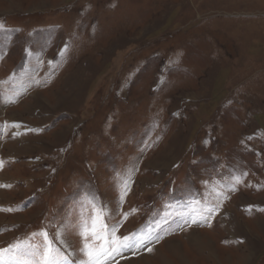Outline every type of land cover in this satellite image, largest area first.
Masks as SVG:
<instances>
[{
	"label": "rangeland",
	"instance_id": "374dc122",
	"mask_svg": "<svg viewBox=\"0 0 264 264\" xmlns=\"http://www.w3.org/2000/svg\"><path fill=\"white\" fill-rule=\"evenodd\" d=\"M117 224L105 264H264V0H0V261Z\"/></svg>",
	"mask_w": 264,
	"mask_h": 264
},
{
	"label": "snow or ice",
	"instance_id": "6c2138e0",
	"mask_svg": "<svg viewBox=\"0 0 264 264\" xmlns=\"http://www.w3.org/2000/svg\"><path fill=\"white\" fill-rule=\"evenodd\" d=\"M119 228V225L113 226L111 231L113 235L111 238L101 235L99 232L92 228H84L80 231L82 239L86 241L83 248V254L88 257L87 261H72L69 259V254H62L61 248L52 247V241L48 240L47 232L43 233L44 243L43 247L38 249L41 253V258L37 261V264H105L107 260L113 259L114 254H119L124 251L135 250L138 247L144 246L147 243H150L149 240H138L135 236H126L118 237L114 233ZM91 238L98 242L97 247H92L87 243ZM63 241V236L57 237V243ZM150 250V249H149ZM4 252L3 249H0V255ZM2 264V261H0Z\"/></svg>",
	"mask_w": 264,
	"mask_h": 264
},
{
	"label": "bare ground",
	"instance_id": "6f19581e",
	"mask_svg": "<svg viewBox=\"0 0 264 264\" xmlns=\"http://www.w3.org/2000/svg\"><path fill=\"white\" fill-rule=\"evenodd\" d=\"M252 74V73H251ZM17 129V128H16Z\"/></svg>",
	"mask_w": 264,
	"mask_h": 264
}]
</instances>
